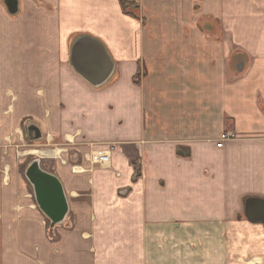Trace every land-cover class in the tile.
Masks as SVG:
<instances>
[{
	"label": "crops",
	"instance_id": "1",
	"mask_svg": "<svg viewBox=\"0 0 264 264\" xmlns=\"http://www.w3.org/2000/svg\"><path fill=\"white\" fill-rule=\"evenodd\" d=\"M132 1L0 0V143L30 114L112 156L47 170L69 207L54 226L0 172V264H264L245 212L264 199V0ZM82 36L113 62L99 85L72 65Z\"/></svg>",
	"mask_w": 264,
	"mask_h": 264
},
{
	"label": "water",
	"instance_id": "2",
	"mask_svg": "<svg viewBox=\"0 0 264 264\" xmlns=\"http://www.w3.org/2000/svg\"><path fill=\"white\" fill-rule=\"evenodd\" d=\"M10 12L17 11V0H5ZM73 67L93 85L101 84L109 75L113 62L105 45L90 36L79 38L72 50ZM101 71L98 73V70ZM28 133L40 138L37 126H29ZM26 177L31 183L36 201L42 212L51 221V225L65 221L69 211L68 200L62 181L54 173L45 170L40 159H34L26 169ZM245 212L251 221H264V199L248 197Z\"/></svg>",
	"mask_w": 264,
	"mask_h": 264
},
{
	"label": "rangeland",
	"instance_id": "3",
	"mask_svg": "<svg viewBox=\"0 0 264 264\" xmlns=\"http://www.w3.org/2000/svg\"><path fill=\"white\" fill-rule=\"evenodd\" d=\"M30 125L39 128L41 133L39 134L41 135L40 138H37L35 133H33L32 136L29 135L28 127ZM3 129L8 137L2 138V142L0 143L1 179L5 184L17 185L21 192L17 191L16 194L30 195L31 197L29 199L34 201V190L26 177V169L34 159H40V164L45 170H53V168H56L58 165L68 166V168L74 167L78 170L80 164H82L80 160H82V158L85 159V155L94 147L93 145H89V149L87 148L88 151L86 150L79 158L80 153L78 152H80V150L78 149H80L81 145L52 139L50 141L44 136V133H42L41 125L37 120H34L30 114L25 116L18 127L4 125ZM57 149H61V153L54 156L55 150ZM34 150L44 154L52 150L54 152L52 154L53 156H51V153L50 155H41L39 153H34ZM75 153H77V155H75ZM85 161L87 160L85 159ZM87 162L90 163L92 168L104 166L92 164L90 161Z\"/></svg>",
	"mask_w": 264,
	"mask_h": 264
},
{
	"label": "built area",
	"instance_id": "4",
	"mask_svg": "<svg viewBox=\"0 0 264 264\" xmlns=\"http://www.w3.org/2000/svg\"><path fill=\"white\" fill-rule=\"evenodd\" d=\"M236 134L227 133L224 135L223 140L235 138ZM221 145V144H220ZM87 161L92 164L107 165L111 162V151L104 148L92 147L85 157Z\"/></svg>",
	"mask_w": 264,
	"mask_h": 264
},
{
	"label": "trees",
	"instance_id": "5",
	"mask_svg": "<svg viewBox=\"0 0 264 264\" xmlns=\"http://www.w3.org/2000/svg\"><path fill=\"white\" fill-rule=\"evenodd\" d=\"M123 10L127 14H133V8H135L136 3L132 0H120Z\"/></svg>",
	"mask_w": 264,
	"mask_h": 264
}]
</instances>
